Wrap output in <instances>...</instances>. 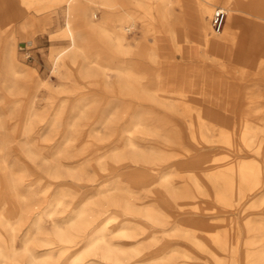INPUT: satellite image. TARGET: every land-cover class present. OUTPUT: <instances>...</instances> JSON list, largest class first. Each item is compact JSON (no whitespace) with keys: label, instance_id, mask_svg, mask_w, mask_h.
Masks as SVG:
<instances>
[{"label":"bare ground","instance_id":"1","mask_svg":"<svg viewBox=\"0 0 264 264\" xmlns=\"http://www.w3.org/2000/svg\"><path fill=\"white\" fill-rule=\"evenodd\" d=\"M100 2L102 19L96 22L89 18L86 9L92 6L93 0L27 1L35 7V11L51 7L66 8L61 36L67 40V45L53 50V70L60 72L62 68L75 66L91 80L97 72L92 59V41L96 38L113 55L111 62L116 70L114 86L118 96L136 111L144 101L147 89L137 68L124 56L137 54L140 59L149 56L159 59L157 33H167L176 50L181 52L178 33L182 32L184 39L190 42L185 2ZM215 5L226 11L227 21L221 33L211 35V30H214L213 16L218 9L213 13ZM197 7L202 37L200 63L187 66L171 63L157 70L156 84L160 86L169 85L171 77L184 78L180 82H173L171 89L174 93L165 98L166 102L172 105L185 103L187 110L191 104L200 105V111H185V116L192 119V133L195 135L201 134L199 127L208 126L216 105L225 109L226 118L232 119L236 117V104L242 102V120L262 118L264 110L257 114L254 110L259 106L264 108V90L261 88V82L264 83V0H197ZM30 13L29 7L19 9L14 0H0V31L18 14L28 16ZM140 21L146 26L148 34L153 36L151 46L138 44L133 47L129 41L130 31ZM167 62L172 60L168 59ZM237 84H243L245 88L242 91L239 87L236 89ZM34 102L33 98L22 105L21 119L31 120L28 114L34 109ZM132 117L134 115L129 114L122 118L124 121L115 123L121 126L116 131L119 135L117 140L127 138L133 148L135 138L131 126L137 125V122ZM217 123L227 125L222 120H217ZM67 133L66 129L63 134ZM130 160L157 167L160 173V164L154 166L155 162L149 157L139 153L124 155L109 162L106 170L113 176L110 179L81 187L63 184L56 188L58 195L54 200L50 199L51 189L44 190L45 198H35L34 183L24 187V177L18 169L8 170L1 161L0 264H175L178 258L169 254L165 246L177 239H183L187 244L211 254L215 264H239L236 257L239 246L237 231L222 234L218 227L211 225L206 215L222 210L213 205L197 203L196 198L199 197L193 188L201 192L204 185L217 201L232 206L234 201L245 197L244 186L253 190L263 182L259 166L241 158L235 160L230 155H215L203 161L195 172L191 168L193 166H186L189 176L162 182L154 189L146 188L144 191L148 198L143 200L135 195L136 189L114 182L115 178L124 175L117 174ZM203 172L206 176L202 175ZM73 188H78L79 203L67 210L66 217L57 216L58 208L65 206L66 197ZM180 188L183 190H177ZM161 200L168 202L172 210H162L159 206ZM170 211L173 213L169 214ZM177 216L180 224L172 226L170 223ZM47 220L53 223L51 231L47 230ZM24 224H27L28 231L20 250L18 232ZM164 226L166 232H174L170 236V243L166 244L161 243L158 237ZM201 229L206 231V236L199 233ZM252 230L254 227L249 232ZM34 231L36 235H33ZM184 231H189L190 236L184 235ZM108 234H113V237L107 238ZM209 263H212L211 259ZM255 264H264V252L260 262Z\"/></svg>","mask_w":264,"mask_h":264},{"label":"rangeland","instance_id":"2","mask_svg":"<svg viewBox=\"0 0 264 264\" xmlns=\"http://www.w3.org/2000/svg\"><path fill=\"white\" fill-rule=\"evenodd\" d=\"M14 1L19 9L29 7L31 13L28 16L18 14L0 31V162L4 161L6 169L17 168L24 177V187L34 183L35 198H45L44 190L51 189L50 199L54 200L58 195V186L68 184L81 187L87 183L104 182L113 177L106 170L112 159L139 153L155 162L154 166L159 163L160 173L157 167L130 160L117 174L124 175L115 178L114 182L136 189L135 195L146 200V188L154 189L162 182L189 176L186 166H193L191 168L195 172L203 161L215 155H230L235 160L241 158L259 166L263 176V182L258 183L255 189L244 186V198L234 201L232 206H226L217 201L204 185L201 192L195 188L193 192L199 197L196 198L197 203L213 205L222 210L217 214L206 215L211 225L218 227L222 234L237 231L239 246L236 257L239 264L260 262L264 252V116L242 120L240 114L244 105L238 102L236 117L230 119L226 118L225 109L216 105L208 126L199 127L201 134L195 135L192 133V119L185 116L187 105H172L165 100L174 93L171 89L173 82H180L184 78H168L171 81L167 86L156 84V73L160 68H166L171 63L184 66L200 63L202 40L198 32L200 35L201 32L198 30L195 35L188 30L193 35L189 43L196 44L194 59L183 57L167 33L156 34L160 37L159 59L151 56L140 59L137 54L124 56L137 68L147 89L144 101L133 111L121 100L114 86L116 70L111 62L113 55L96 38L92 41V59L97 72L91 80L75 66L62 68L60 72L53 70V50L67 45V40L61 36L66 8L51 7L35 11V7L27 3L28 0ZM93 2L92 6H87V14L99 22L102 19L101 2ZM184 2L189 28V12H199L197 0ZM217 8V5L213 7V13ZM212 34L216 35L213 29ZM179 38L182 40L183 37ZM129 41L133 47L138 44L151 46L154 43L153 36L148 34L141 21L130 31ZM164 48L170 54L165 53ZM171 54L172 62H167L166 55ZM212 58L216 59L214 55ZM238 87L242 91L245 85L237 84L236 89ZM261 88L264 90L263 82ZM33 98L35 107L28 114L31 120L21 119L20 115L23 114L20 108ZM192 109L200 111L201 107L194 103L187 111ZM263 110V106H259L254 112L257 114ZM129 114L134 115L132 118L137 122V125L131 126L136 149L130 146L127 138L117 140L119 135L116 131L121 126L115 122L124 121L122 118ZM217 120L226 121L227 125H219ZM66 129L68 133L63 134ZM163 161L167 163L163 164ZM202 175L206 176L204 172ZM75 189H71L70 195L66 197L65 206L58 208L57 216L66 217L67 210L79 203L78 188ZM159 206L162 210H172L165 200H161ZM178 218L175 217L170 224L179 225ZM45 224L47 230L51 231L52 221L47 220ZM24 225L18 232L20 250L28 231L27 224ZM251 227L254 230L249 232ZM165 229V226L162 227L158 234L164 244L170 243V236L174 234ZM199 233L206 236L203 229ZM183 234L190 236L189 231ZM33 235H36V231ZM112 237L113 234L107 235L109 239ZM165 250L178 258L175 264H185L186 261L208 264L210 259L212 263L209 264H215L211 254L187 244L183 239L166 245Z\"/></svg>","mask_w":264,"mask_h":264},{"label":"crops","instance_id":"3","mask_svg":"<svg viewBox=\"0 0 264 264\" xmlns=\"http://www.w3.org/2000/svg\"><path fill=\"white\" fill-rule=\"evenodd\" d=\"M189 11L190 10H188V12ZM188 22H189V29L191 31H193V33H195V35H197L196 33L198 32V30L200 31L199 18H198L197 11L196 12L195 11H190L189 12V21ZM181 36L183 37L182 40H180V38H179ZM198 36H199L200 40H202V37H201V35H200L199 32H198ZM190 37L193 39V35H190ZM169 38L171 39L170 36H169ZM178 41L182 44V50H181L182 56L185 57V58H187V59H194L193 58V52H194V45H196V44H190L189 42H187L184 39V36H183V33L182 32H179L178 33ZM159 44H160V37L157 38L158 50L160 48ZM162 45H164V44H162ZM164 49H165V53L170 54V52H168V50L166 48H164ZM159 54H160V52H159ZM171 55H166L167 59H172L173 55L172 56Z\"/></svg>","mask_w":264,"mask_h":264},{"label":"built area","instance_id":"4","mask_svg":"<svg viewBox=\"0 0 264 264\" xmlns=\"http://www.w3.org/2000/svg\"><path fill=\"white\" fill-rule=\"evenodd\" d=\"M227 21V13L222 8H218L213 16V28L215 32L221 33Z\"/></svg>","mask_w":264,"mask_h":264},{"label":"water","instance_id":"5","mask_svg":"<svg viewBox=\"0 0 264 264\" xmlns=\"http://www.w3.org/2000/svg\"><path fill=\"white\" fill-rule=\"evenodd\" d=\"M22 46H24V45L22 44Z\"/></svg>","mask_w":264,"mask_h":264}]
</instances>
